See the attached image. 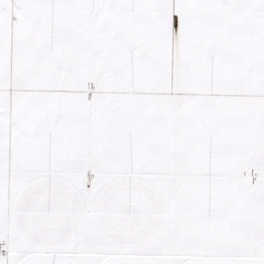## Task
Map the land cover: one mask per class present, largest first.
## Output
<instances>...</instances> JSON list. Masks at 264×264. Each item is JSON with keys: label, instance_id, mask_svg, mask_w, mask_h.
<instances>
[{"label": "snow or ice", "instance_id": "snow-or-ice-1", "mask_svg": "<svg viewBox=\"0 0 264 264\" xmlns=\"http://www.w3.org/2000/svg\"><path fill=\"white\" fill-rule=\"evenodd\" d=\"M0 264H264V0H0Z\"/></svg>", "mask_w": 264, "mask_h": 264}]
</instances>
